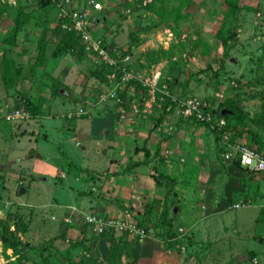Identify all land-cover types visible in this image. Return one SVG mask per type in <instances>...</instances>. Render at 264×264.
Instances as JSON below:
<instances>
[{"label": "rangeland", "instance_id": "1", "mask_svg": "<svg viewBox=\"0 0 264 264\" xmlns=\"http://www.w3.org/2000/svg\"><path fill=\"white\" fill-rule=\"evenodd\" d=\"M222 1L53 0L36 7V0H0V8L8 5L7 12L0 15V54L5 46L4 31L16 9L50 30L57 24L62 4L67 9L85 4L88 18L96 21L91 23V34L104 39L109 53L129 50L140 77L148 78L158 71L159 83L165 84L172 96L197 98L210 107L232 99L241 109L246 106L244 110H252L250 125L264 128V0H244L257 10L237 11L236 21L230 22L235 24V35L224 44L214 34L227 9ZM94 3L99 9L92 12L90 4ZM100 16L102 22L98 21ZM40 30L37 27L36 31L17 34L15 50L25 52L20 55L21 77L11 86H5L0 68L1 114L11 112L15 103L24 114L8 121L0 119V228L8 226L27 247L43 250L44 264H56L55 259L58 264L62 259V264H70L69 260L80 256L91 257L92 264H107L110 244L98 241L89 224L90 228L85 227L86 215L127 222L140 216L149 220L142 226L145 235L125 246L123 264H264V208L255 205L264 201V192L260 196L250 190L252 198L243 195L247 185L258 189L260 172L232 165L229 170L235 168L242 174L233 177L239 187L227 186L229 205H217L223 214L214 222L206 221L208 212L198 201L218 194L213 190L222 175L214 170L229 168L220 160L221 145L208 137L203 125L179 117L177 105L154 129L158 111L153 104L147 107L143 101L137 115L132 107L124 111L115 103L117 89L106 78L107 71L98 66L94 54L81 49L79 41L72 49L64 48L57 35L47 31L45 61L27 60L26 51L34 49ZM149 50L165 53L142 55ZM247 89L253 95H248ZM132 103L136 104L135 98L129 105ZM78 129L90 139L79 140ZM261 132L264 136V129ZM146 135L149 149L158 150L161 156L155 167L151 162L124 176L115 175L127 160L143 156ZM246 138L245 142H234L262 152ZM122 142L124 147L116 153L114 149ZM65 165L67 170L62 167ZM239 196L249 197L252 203L231 207ZM162 211L165 222L160 221ZM62 222L67 225L63 227ZM84 222L89 251L70 244ZM213 229L219 230L222 238L206 241L214 238ZM120 232L125 233L122 241L132 239L125 231H112L115 237ZM148 240L155 247L153 257L162 253L163 260L155 262L147 253ZM61 254L64 256L59 259ZM0 264L23 262L0 244Z\"/></svg>", "mask_w": 264, "mask_h": 264}, {"label": "trees", "instance_id": "2", "mask_svg": "<svg viewBox=\"0 0 264 264\" xmlns=\"http://www.w3.org/2000/svg\"><path fill=\"white\" fill-rule=\"evenodd\" d=\"M51 1L53 2V0H36V2L33 5L36 7H39V6H42L43 3H49ZM134 1L138 2V3L142 2V0H134ZM222 2L224 3V6L227 9H226V12L224 14H222L214 34L219 39L220 43L224 44L228 39L233 38L235 35V32L233 30V29H235V24H230V22L233 20L236 21L237 11L240 9L255 11V10H257V8H256V6H250L246 2L244 3V0H223ZM1 5H4V4H1ZM6 6H8V5L6 4L2 8H0V15L2 13L7 12ZM85 6L86 5L84 4L83 8ZM70 9H73V8H70ZM10 19H11V24H10V26H8L6 28L7 30L4 31V35H3V39H2V43L5 44V46L1 49V54H0L1 76H2V80L5 82V86H7V87L11 86L12 82H14L16 79L21 77L22 68H21V63H20V58H21L20 55H22V53H24L25 50L24 51L22 49L20 51L15 50V47H16L15 43H16L17 34L22 30H25V33H26V31H30V30L36 31L37 27H40V29H41L40 34L37 36V39L35 41L34 49H32L30 52L26 51V53H28L27 54L28 55L27 60L32 59L34 61V63L36 62L38 64H41L45 61V59H44L45 50L44 49H45V46L47 43V34H46L47 31H52L54 35H57V37L59 38V41L63 43L64 48L72 49L76 45V42L79 41L81 44V49L84 50L83 45H82L81 40H80V37L77 33H75V31H66L65 29L61 28V26H60L61 23L68 22V20L66 18L59 17L57 24H55V27L50 29V30H48L46 28V26H40L39 23L33 22L32 17L29 14H27L26 12H24L22 9H16L12 13V16ZM98 21H100V22L103 21L102 16L99 17ZM95 23H96V21L93 20L92 24H95ZM101 41L104 44L103 46L106 47L104 39H102ZM11 50L14 51L13 54L10 56L7 55V52H10ZM128 51L129 50L125 49L123 51H120L118 54H115L111 50L110 53L115 56V55H123V54L127 53ZM156 52L157 53H165V51H163V50H158V51L149 50V51L142 52V55H150V54H153ZM260 62H262V61H260ZM31 64H29V66H31ZM98 66L103 71H110L112 69L110 66L103 64V63H99ZM130 66H132V64L128 65V67H130ZM263 72H264V70H263ZM173 83H176V81H173ZM239 83L242 84L241 82H239ZM168 93L173 95L171 91H169ZM246 93L248 95H253V93L249 92L248 89L246 90ZM115 96L118 97L119 100L121 101L120 102V101L115 100L116 101L115 103L118 105H121L123 110L125 111V110L130 109L131 105L134 104V103H132L129 105V103L132 102L134 100V98L136 100L135 105H137L140 108V106H141L140 103H142V101H143L141 97L146 98L148 96V94L146 93L145 87H143L140 84V82H138L137 80H129V81H126L122 85V88L120 90L116 91ZM168 105H170V106H168ZM18 106H21V105L17 104V103L14 104V108H17ZM173 106H174V103L168 97H164V100L160 102L159 107L156 108L158 111V115L155 119V123L153 124L152 129H154V127L157 124L161 123L165 119V115L167 113L171 112ZM208 108L214 114V116L216 118L223 117L225 122H226V124L222 128V131H218V132L211 131L210 132L211 135L213 136V139L219 143V139H220L219 133L223 132V133L228 134L229 142L237 141L236 138H237V136H239L240 133H237L239 130L236 127L237 126L242 127L243 124L245 125V122H246L245 116L248 113L242 112L240 104L236 103L232 99L225 101L219 107L215 108V107L208 106ZM222 109H225V111L222 114H220ZM134 115H137V114H134ZM0 119L2 121H6L3 118H0ZM185 119H189V120L193 121V123H195V124L199 123V124L203 125V127H205L207 129V131H209V128L206 124L196 121L193 117L185 118ZM240 129H242V128H240ZM250 136L252 137V133H250ZM147 139H148V136L145 137L143 142H142V146H143V150H144L143 156L139 159L127 160L125 162L123 168L116 171L115 175L124 176L127 173H130L135 167L147 166L151 162H153V167H155L154 162L159 161V159H161V156H159L158 150H155L152 152L149 149V147L147 146ZM220 149H222V146ZM133 152H135L134 149H133ZM220 160L223 163V165H225V162L221 158H220ZM230 164L231 165H238L237 161H235V160H232L230 162ZM62 167L64 170H67L66 165L62 166ZM143 204L146 205L149 203L145 202ZM1 206H2V202L0 201V208H1ZM137 213H138V211H135L134 215ZM142 214H143V212H142ZM164 216H165V211H162L161 217L163 219H161L160 221H162V220L164 221ZM136 219H137L135 221L136 224L141 226V227L142 226L145 227L149 221L148 218H147V220H145V219L143 220L140 218V216ZM70 221L71 220L68 219V221H66V222H70ZM85 224L86 223L84 222V224H82L81 227L80 226L77 227V234L72 239L70 244L74 248L75 247L76 248L81 247V248H79L80 250L83 249V250L89 251L90 245L85 246V243H88V241H89V238L88 237L86 238V235H85V231H86L85 227L88 226V223L86 225ZM61 225L63 227H65L67 224L62 222ZM71 225L73 226L74 223ZM84 225H85V227H84ZM88 227H87V229L89 231L90 227L89 228ZM166 227L169 228V224H167ZM122 234H125V233H121V234H119L120 236L115 237V236H113L114 234L110 230H106L102 233L96 234L98 241H100L99 239H102V241L103 240L107 241L110 244V246H109L110 249L108 250V255L105 259V262L107 264H123V262L121 261V256L127 254L126 251L124 250V248H126L125 246H127L130 242L133 243V241H137L139 239L137 236L131 235L132 236L131 240L122 241L121 240V238L123 237ZM119 243H121V246H117V245H119ZM0 244L4 250L10 249L12 254L21 257L23 264H27L28 261H32L33 264H44L46 262V257L42 256L43 250H41L37 247H32V248L27 247V245L25 243H22L21 241H19L16 238L13 231L10 230L8 226L0 228ZM167 245H168V243L165 241L164 246L167 247ZM47 252H48V250H47ZM63 256L64 255L61 254L59 259H62ZM65 257H67V256H65ZM80 257L75 258L72 262H70V260H69V263L70 264H92L93 263V259L91 257H82V258H80ZM55 261H56L55 263L58 264L57 259H55ZM62 263H63V259H62V261H60L59 264H62Z\"/></svg>", "mask_w": 264, "mask_h": 264}, {"label": "built area", "instance_id": "3", "mask_svg": "<svg viewBox=\"0 0 264 264\" xmlns=\"http://www.w3.org/2000/svg\"><path fill=\"white\" fill-rule=\"evenodd\" d=\"M1 1H6L5 3H8L9 0ZM91 6H93V8L90 9L92 12L99 9L98 3L90 4V7ZM87 10L88 9H86V7L83 8V6L67 9L64 8L62 4L58 8V16L66 18L68 22H63L60 26L66 31H75L80 37L84 50L94 54L99 63L106 64L112 68L110 71H107L105 75L109 81L114 82L113 87L120 90L126 81L137 80L143 87H145L146 93L148 94L146 98L141 97L145 102V106L150 107V105L153 104L156 107H159L160 102L164 100V97H168L174 103V106L177 105L176 113L179 117H193L196 121L206 124L209 128V132L222 131V128L226 124L224 118H216L209 110L206 102L192 97L180 99L175 98L165 90V84L163 85L161 82L159 83L160 74L158 71H154L148 78H142L138 75V72L133 69L134 67H128L129 64H132L128 53L115 56L109 53L107 48L103 46L102 39L91 34L90 26L92 22L87 16ZM90 10L88 11V14L91 13ZM115 100L120 101L116 96ZM143 101L140 103L141 105L143 104ZM131 107L133 114L139 113V107L137 105L132 104ZM23 116L24 114L21 111L20 106L14 108L11 112H6L4 114H1L0 110V118L7 121L22 118ZM219 135V143L222 146L220 158L223 161L230 163L232 160H235L238 165L249 171L264 174V153L239 142H229L228 134L226 133L221 132ZM250 204L249 200H238L232 204V207L237 208L240 206H248ZM261 207L264 208V204H262ZM64 221H68V219H64ZM85 221L91 226L96 234L102 233L106 230H122L128 234L137 236L138 238H142L145 235V230L134 221L127 222L113 217L102 218L97 214L86 215Z\"/></svg>", "mask_w": 264, "mask_h": 264}, {"label": "crops", "instance_id": "4", "mask_svg": "<svg viewBox=\"0 0 264 264\" xmlns=\"http://www.w3.org/2000/svg\"><path fill=\"white\" fill-rule=\"evenodd\" d=\"M249 91H250V89H249ZM243 106H244V104H243ZM244 108L246 109V106ZM244 108H242V110L245 111V112L247 111L246 113H248V114L245 116V120H246L245 125L243 124L242 127H238V126L236 127L239 130L237 133H240L239 136H237L236 140L237 141L239 140L240 142H242V141L245 142L244 139L247 137L246 141H247V143L249 145L259 147L260 150L262 151V153H264V136H261V133H263V132H261V130H263L264 128L258 127V126L256 127V125H250L251 123H250V121H248V118L253 114V112H252V110L250 108H249V110H244ZM247 108H248V106H247ZM240 128H242V129H240ZM102 131H103V133H105L107 130L104 129ZM208 133H209V135L211 134L209 131H208ZM250 133H252V137L250 136ZM147 135L144 136V138L147 137ZM209 135H208V137L211 138L213 141H215L213 139L212 135H210V136ZM144 138L142 139V142H143ZM86 139H90L89 135H87ZM122 147H124L123 142L120 143V146L118 145L117 148L114 149V151H116V153H119V151H120V149ZM80 148L85 150L84 146H80ZM98 148H94V149H96V151H100ZM224 162H225V166L229 167L227 171H225L223 169H215L214 170V171H219V172H217L218 175L219 174L222 175L220 177L221 182H220L219 186L216 188V190H213L214 193L217 191L218 194L216 196H214V198H212V199H209L208 195H206L203 198L204 201L203 200L202 201L201 200L198 201L199 205L201 204L202 207H204V206L206 207V211L208 212V213H206V217H205L206 221L214 222L216 217H218V216L223 214L224 210L223 209L222 210H218V208H216L217 205H219V208L223 207V206L227 207L226 205H229V204H227V200H228L227 196H228V194H230V192H229V188H227V186L233 185L235 187V189L239 187L237 181L233 177H234L235 174L238 175V177H242L241 176L242 175L241 172L235 170V168L234 169L232 168L231 170H229L232 165L229 162H227V161H224ZM111 173H114V172H111ZM258 174H259V181L261 182L259 187H258V189L256 187L252 186L251 184L249 186L247 185L246 187L248 188V190L246 191V193L243 192L244 196H249L248 192L251 193L250 195H253V192L250 191V190H254L255 192L260 193V196L263 195L262 193L264 192V182H263L264 181V174L263 173H258ZM63 177H65V176L63 175ZM214 186L215 185H212V187H214ZM213 195H211V196L213 197ZM244 196H241V197L239 196L237 199L238 200H249L250 203H252V201H251V199L249 197L252 198L253 196H249V197H244ZM203 202H204V205H203ZM262 204H264V201L263 202L261 201V202H259L257 204L255 203V205H258L260 207H261ZM231 207H232V205H231ZM228 209H229V206H228ZM215 210H217V211H215ZM173 213H175V212H173ZM202 228H203V222H202ZM221 234H219V230L213 229L212 236L214 238L213 239L206 238L207 239L206 241H209V242L213 241V240L214 241H216V240L218 241L220 238H222ZM200 235H201V237L203 236V239H205V235H202V234H200ZM200 235H199V238H200ZM99 240H101V239H99ZM152 242H153L152 240L145 241V244L147 246L151 247V249L149 247L147 248L148 251H149L147 253H149V255L152 256V259L155 262H157V260H160V261L163 260L164 258L162 257V253H159V252H158L159 256L153 257V252H155V247L153 246ZM165 251L169 252L168 250H165Z\"/></svg>", "mask_w": 264, "mask_h": 264}, {"label": "water", "instance_id": "5", "mask_svg": "<svg viewBox=\"0 0 264 264\" xmlns=\"http://www.w3.org/2000/svg\"><path fill=\"white\" fill-rule=\"evenodd\" d=\"M224 111H225V109H222L221 112H220V114H222ZM76 137H77L79 140H84V139L87 138V135L84 134V133H82V131H81L80 129H78V130L76 131ZM22 189H23L22 187L18 189V194L22 192ZM172 212H175V207H173Z\"/></svg>", "mask_w": 264, "mask_h": 264}]
</instances>
